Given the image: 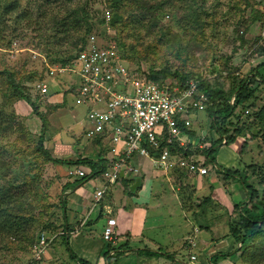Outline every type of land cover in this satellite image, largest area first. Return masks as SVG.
Masks as SVG:
<instances>
[{
    "label": "trees",
    "instance_id": "1",
    "mask_svg": "<svg viewBox=\"0 0 264 264\" xmlns=\"http://www.w3.org/2000/svg\"><path fill=\"white\" fill-rule=\"evenodd\" d=\"M91 1L0 0L1 253L11 249L31 248L37 241L36 230L46 231L56 234L48 241L49 245H54L56 238L60 237L74 263L90 264L78 257L69 246L68 236L73 227L65 223L66 198L63 190L71 184L73 187L78 183L84 184L99 175L105 169L104 151L99 139L92 142V148L96 149V159L79 158L70 161L55 157L47 151L44 145L47 114L63 103L52 101L50 92H39V95L45 96L42 100L38 96L32 98L28 87L32 89L37 82L46 81L42 72H48V66L70 63L74 53L84 47L90 34H102L107 38V26L114 30L113 41L131 67L135 63L140 72V63L148 62L149 67L145 72L147 77L158 82L167 81L170 87L182 88L191 81H197L199 92L204 93L208 101L212 102L205 108V115L209 119L208 131L206 129L203 141L198 139L201 147L195 141L197 130L190 127L183 128L189 136L184 145H179L177 141L168 145L163 143L161 149L168 146L173 153L177 152L188 159L195 155L203 156V165H207L215 164L210 153L216 145H234L238 139H242L238 150L244 154L248 152L249 141L264 143V35L247 34L254 24L264 26L261 0H236L232 4L241 15L232 24L231 32L225 36L231 51L227 54L213 52L206 68L209 70L207 74H203L204 64L198 57L204 52L198 54L200 50L193 48V45H206L209 50L214 48L205 30L208 27L215 29L216 17L206 9L205 0H106L112 13L108 22L105 14L100 13L99 1L95 3L97 6ZM165 15H168L167 20H163ZM29 28L36 30L37 36L45 34L44 37L39 36L34 44L37 48L42 46L45 52V61L39 72L37 69L26 68L25 61L9 64L11 61L5 52L11 49L18 34ZM47 28L50 32L46 31ZM184 35L189 39L183 38ZM65 44L71 46V53L56 49ZM52 45L53 51L50 49ZM255 50L260 51V55L250 60ZM238 52L241 59L235 61ZM171 58L174 61L170 62ZM248 62L249 67L245 69L243 66ZM232 96L234 100L230 102ZM18 100H23L40 119L38 135L27 130L23 115L14 110L12 104ZM212 132L223 135L226 142L213 139L210 136ZM206 142L210 145L205 146ZM258 148H261L260 142ZM19 158L28 160V169L21 176V181L10 184L5 192V176L19 164ZM46 163L80 165L89 170L84 176L65 182L58 200L53 202L48 199L47 188L42 183L41 166ZM235 173L236 170H225V176ZM245 173L247 176L240 180L247 191V200L239 220L229 222V234L239 246L233 252L215 254L207 263L199 264H222V260L229 256L242 258L241 262L234 264H264V161L247 164ZM184 176L182 171H176L174 176L182 191H186L182 184ZM120 180H123L121 176L117 181ZM132 183L131 179L126 180L125 191L128 194L133 192L130 189ZM205 202L201 201L198 206H203ZM199 227L205 228L203 224ZM124 244L119 246L107 243L102 256ZM115 255H122V252L119 250ZM35 264H40V261H35Z\"/></svg>",
    "mask_w": 264,
    "mask_h": 264
},
{
    "label": "crops",
    "instance_id": "2",
    "mask_svg": "<svg viewBox=\"0 0 264 264\" xmlns=\"http://www.w3.org/2000/svg\"><path fill=\"white\" fill-rule=\"evenodd\" d=\"M248 66L247 63L243 67L248 68ZM54 84H56V82H54L52 78V84L51 87H49V92L51 94L50 99L53 101L54 97L55 102L62 103L58 92L63 91V93H66L67 89L73 88L74 85L72 86L66 82H59L57 87L60 90H58ZM70 91L73 92L74 95V90ZM13 107L16 112L25 116L27 123L33 122L36 130L38 127L39 130L41 129V122L31 112V108L25 102L23 103V100L15 102ZM59 109L61 108H58L54 112L52 110L47 116L48 125L44 132V145L46 150L55 157L70 161L79 158L96 159L94 155L90 156L86 153L87 148L91 149L92 145L87 143V145L89 144V146H87L83 143L84 137L82 134L87 127L86 116L77 117V114L72 112L71 109ZM202 116H204V119L201 124L205 123L204 125L207 126V117L205 114ZM75 125H82L81 134L72 131ZM210 136L214 139L215 133L212 132ZM237 141L241 142L242 139H238ZM232 146L234 148H239L238 146L235 147L233 144ZM198 147H201V145L199 144ZM235 155L236 153L234 151L233 155L217 157V159L214 160L215 164L204 165L207 168V173L204 175H191L183 172L185 176L182 178V184L185 185L187 192L180 191L181 188L174 179L176 171L164 173L153 166L145 157L133 158V163L138 168L137 172L122 174L121 177L123 180L116 181L115 184L109 185L101 200L95 205H93L92 192H88L89 190L85 188L86 183H78L72 189L69 187L67 191H64L66 198L65 223L73 227L68 236L69 245L78 257L88 261L90 264H128L129 262L127 263L126 261L130 255H135L137 260H141L142 263L140 264H186L177 257V254L175 255V251L170 250L172 247V238L169 234V227L174 226L175 229H178L181 224H170L166 222L165 218L163 219L161 215H157L158 213L152 216L149 215V196L157 193V191L154 192V190H158L155 189V181L162 176L168 178L167 180H170L172 184L177 186L178 205L181 211H189V214L186 212L187 215H185V219L188 224L191 225V229H184L186 231L184 232L182 228L185 234H183L181 240L179 239L178 249L186 253L184 249L182 250V247L188 237L193 239L195 246L192 248L191 253L196 255V262H198V264L206 263L207 260H211V257L215 254L233 252L237 247L229 234V222L239 220L241 210L247 199V191L240 180V178L245 176V167L247 164L243 163V161H239V164H237ZM195 158L200 161L204 159V157L200 155H195ZM51 164L55 168L57 174L61 172H63V174L65 173L63 176L66 175L69 169L74 167L54 163ZM226 169L236 170L238 174H228L225 176ZM71 177L72 178L68 179L67 182L74 178H78L77 176ZM128 179H131L133 183L138 179V185L132 190L133 192L131 194L127 193L130 195V198H134V200H130L129 202L131 206L127 207L125 206L126 204L122 207L111 206L113 199L109 197L110 188H114V185L117 187L118 184L119 187L116 191L118 192L119 189H122L124 193L126 180ZM100 185L101 184L95 185L93 188L95 189ZM201 190H204V193L201 198H199L197 192ZM144 191L145 194L141 195ZM183 193L188 195L185 196L186 199L184 200L185 203H187L186 208V205L184 206L182 204ZM203 200H206L205 204L203 206H198ZM237 205L238 208H236ZM166 214L170 217L169 211H167ZM107 217H114L116 221L114 227L116 236L115 244L119 246L123 243L126 244L102 256L107 243L102 239L101 229L106 224ZM203 217H206V219L208 218L209 229L206 227H199L200 224H197L195 221V219H202ZM97 219L100 221L98 224L101 225L98 231L99 233L93 231L95 228L94 226L97 224L95 222ZM156 219L157 224L155 223ZM169 219L170 218H168V220ZM83 229L84 232L82 233ZM151 229L156 231L165 229L166 235L160 241L155 240L148 235ZM214 233H216V236L212 237L211 235ZM222 235L223 237H221ZM57 239L58 238H56V241ZM60 239L63 244L62 238ZM165 240H167V242ZM136 242H139L141 246L132 247L131 245H134ZM162 243L164 245H162ZM48 248L44 251L43 261H41L40 264H42V262H44V264H60L61 260L58 259L56 255L57 253L60 254L61 250L57 249L56 245L53 246L52 252H50ZM119 250L122 252V255L126 256V258H123L126 259L124 262L121 260L122 255H115ZM48 251L49 256L46 260L45 255ZM169 255L170 257L172 255L171 262L165 258L169 257ZM232 258L233 256H229L222 260L221 263L225 264L229 262V260H232ZM130 263L136 264L135 262Z\"/></svg>",
    "mask_w": 264,
    "mask_h": 264
},
{
    "label": "built area",
    "instance_id": "3",
    "mask_svg": "<svg viewBox=\"0 0 264 264\" xmlns=\"http://www.w3.org/2000/svg\"><path fill=\"white\" fill-rule=\"evenodd\" d=\"M110 19L111 13L107 11L105 20L108 22ZM108 29L111 27L106 28L107 38L102 34H90L70 63L48 66L52 75H77L80 82L73 86L74 101L88 107L84 136L91 145L94 139H99L104 151L105 169L100 173L101 185L94 189L93 205L101 200L108 186L114 184L121 173L137 172L138 168L133 163L136 157L147 158L164 173H207L203 161L182 157L168 146L161 149V145L175 141L184 145L189 136L183 128L188 129L195 122L203 121L206 105L212 102L199 92L197 81H191L182 88L170 87L167 81L158 82L149 79L145 72H138L122 57L113 41L114 31L110 35ZM35 86L40 93L49 92L46 81L37 82ZM233 100L234 96L230 102ZM204 136L202 134L199 141H203ZM214 139L226 142V138L218 132H215ZM204 145L209 146L210 143ZM88 170L80 165L74 166L67 171V176L82 177ZM115 224L114 217L106 218L101 235L107 243L115 244ZM55 236L40 232L33 246L31 264L34 260L38 261L48 241ZM194 246L195 242L188 237L182 247L188 251L187 264H198L196 255L191 253Z\"/></svg>",
    "mask_w": 264,
    "mask_h": 264
},
{
    "label": "rangeland",
    "instance_id": "4",
    "mask_svg": "<svg viewBox=\"0 0 264 264\" xmlns=\"http://www.w3.org/2000/svg\"><path fill=\"white\" fill-rule=\"evenodd\" d=\"M96 1L98 3V7L101 10V14H105L107 11L111 13V9L108 5V3L106 2V0H92L91 2L94 3V6H97ZM236 0H205V7L208 10V12H210L211 14L215 15V29L212 30L211 27L206 28L205 32H207L209 34L208 40L209 43H213V49L209 50V48H207L206 45L202 46H195L193 45L194 50L198 49L200 50L198 52V54L202 51L204 53H200L198 55L199 60L204 64V71L203 74H207L209 70H207V65L210 63L211 61V55L213 54V52L215 53H230L231 49L230 47L227 46L228 40L226 36V33L229 34L231 32L232 29V24L237 21L240 18V12L238 11L237 8H233L232 4L235 2ZM261 9H264V0H261ZM246 13L248 14L249 11H246ZM112 14V13H111ZM168 19V15H165L163 20H167ZM217 27V30H216ZM31 28V27H30ZM28 29L20 34H18L19 36L12 42V46L10 50H7L5 52L8 53L7 57L8 59H10L11 63L9 64H13L16 63L17 61L26 62V68H33V69H37L38 72L41 71L42 69V63L43 61H45L44 59V54L45 52L42 50V46L37 48L34 46V44L36 43L35 41H37L41 36L44 37L45 34L41 33V34H36V30L32 29ZM113 29H108V33L110 35H113ZM47 32H50V29L47 28L46 30ZM102 31V30H100ZM248 35H255V34H259V35H264V26L259 27L258 24H254L250 27V29L248 30ZM40 36V37H39ZM183 38H185L186 40L189 39L188 36H183ZM183 40V39H182ZM184 41V40H183ZM226 41V42H225ZM230 42V41H229ZM208 43V44H209ZM50 49L53 51V45L52 47H50ZM57 50H63L66 53H71L72 49L70 45H64L62 47H58L56 48ZM239 54H235V61H239L241 59L240 57V52H238ZM252 56H250V60H252L253 58H256L257 56L260 55V51L255 50L254 52L251 53ZM15 55V56H13ZM249 60V61H250ZM174 61L173 58H171L170 62ZM250 63L248 62V65ZM133 67H136V64H132ZM139 67V71H143V72H147L148 67H149V63L148 62H141ZM249 67V66H248ZM247 69V67L245 68ZM44 75V79L46 80V83L48 84L49 87H51L52 84V78L53 81L56 82V84H54L55 87H57L58 83H67L69 85H74L77 86L80 82V80L78 79L77 75L74 73H58L56 75H52L49 72H42ZM213 74H216V72H214ZM0 86H1V82H0ZM58 90H60L57 87ZM28 93L31 95V97H35L38 96V99H43L45 98L44 95H39V91L37 89V87H33L32 89L28 87ZM59 97L61 99V102L64 104H62L61 106H58L57 108H55L53 110V112L55 110H57L58 108H61L59 110H64L65 109H71L72 112H74L75 114H77V117L79 116H86V112H87V106L83 105V104H76L74 101V95L73 92H71L69 89H67L66 93H63V91H59L58 92ZM0 95H1V89H0ZM1 98V97H0ZM55 98L53 97V101ZM40 100V101H41ZM17 102V101H16ZM44 102V101H41ZM39 103L40 105H43L42 103ZM24 103V101H23ZM57 103V102H56ZM14 104V103H13ZM12 104V106H13ZM14 108V107H13ZM15 110V109H14ZM18 113V112H17ZM50 113V112H49ZM49 113L47 114V116L49 115ZM35 116V115H34ZM24 117V124L27 128L28 131H30L32 134H36L38 135L40 130L39 127L36 130V127L34 126V123H27L25 116ZM36 117V116H35ZM37 119L40 121V119L37 117ZM37 120V121H38ZM207 121H209V119H207ZM41 122V121H40ZM202 122V121H201ZM201 122H195L193 124V127L197 130V136L195 137V141L197 144H199L198 141V136L200 137V135L205 134L206 133V129L208 128V125H204L203 123L201 124ZM202 126H201V125ZM82 125H75L73 127V130L75 133H82L81 129ZM83 140L85 143V145H87L88 140L85 138L84 136V132H83ZM258 142L261 143V148H258ZM89 146V144L87 145ZM234 146H238L240 147V142L237 141L234 143ZM89 149V150H88ZM239 148H234L232 145H216L213 147V151L210 153V157H214V159H217V157L219 156H229V155H233L234 151L236 153L235 158H236V162L237 164H239V161H243V163L245 164H249L251 162H263L264 161V143L262 141H257V140H251L248 142V152L244 153V154H240L239 153ZM86 153L90 156L94 155L96 157V150L94 148H87ZM28 160L24 159L22 160V158H19V164L17 163L16 167H14L6 176H5V183L3 185V188L6 190L5 192H7L8 187L10 184H15L16 182H20L21 181V176H23L27 169H28V164H27ZM62 165V164H61ZM64 166V165H63ZM240 173V172H239ZM65 174V173H64ZM63 172H61L60 174L56 172L55 168L52 166L51 163H46V164H42L41 166V177H42V183L45 184L46 186V191L48 193L49 196V200L50 201H57L59 198L60 193L62 192V185L68 181V179L71 178V176H66L64 175ZM238 174V173H237ZM244 174V173H243ZM245 176L246 173L244 174ZM253 177V176H252ZM251 178V176H250ZM168 178L166 177H162L160 176L159 179H157L155 181L156 183V187L155 189L158 190H154L157 191V193H154L153 195L149 196V201H148V206H149V215H155L156 213H158L157 215H161L163 217V219L165 218L166 222H169L170 224H181L180 228L175 229V227H169V231H170V237L172 238V244H171V249L175 251V255L177 254V257L180 258V260H182L184 263L188 262V253L187 250L185 249V252H182L180 249H178V245L179 242L181 240V237L183 236V234H185L184 232H186L185 230H190L191 229V225L188 224L187 220L185 219V215L186 212L189 211H181L180 206L178 205L179 200H178V191L176 190V187L174 184H172V182L170 180H167ZM12 180L13 183H9V181ZM102 183V178L101 175H97L95 177H92L91 179H89L86 182L85 188L87 190H89L88 192H92V196H93V192H94V188L95 185H99ZM119 187V185L117 184L114 185V188H110V192H109V197L111 199H113L112 201V205L111 206H131L129 205L130 200H134V198H130V195L127 194L126 191H122V189H119L118 192L116 191V189ZM70 188H73V184L70 185ZM68 188L66 190L63 191H67ZM9 191H12V189H10ZM146 191V190H145ZM145 191L142 192L141 195L145 194ZM181 192H185L180 190ZM187 192V191H186ZM204 190L198 191L197 195L199 198H201V196L203 195ZM8 195V194H7ZM186 193H183V201L186 199ZM124 196V197H123ZM188 196V195H187ZM123 198V199H122ZM247 198V196H246ZM247 200V199H246ZM182 204L185 206L187 203H183ZM93 204V203H92ZM187 207V205L185 206V208ZM167 211L170 212V217L169 215H167ZM156 215V216H157ZM199 216V215H198ZM168 218H170L168 220ZM237 218V216H236ZM99 219V218H98ZM96 220L95 222L97 223L93 229L94 232H98L100 230V226L98 223L100 222L99 220ZM195 221L197 222V224H203L204 227H206L207 229H209V220L208 218L206 219V217H203L202 219H195ZM155 223L157 224V219L155 221ZM184 232H183V230ZM103 229V227H102ZM101 229V231H102ZM204 231V229H203ZM202 231V233H203ZM42 232V231H40ZM40 232H37L36 230V236L38 237ZM45 235H51L52 233H47L46 231ZM84 232V229L82 231V233ZM162 232V233H160ZM99 233V232H98ZM54 234V233H53ZM148 235H150L151 237H153L155 240H162L163 237H165V229H160V230H153L151 229L148 232ZM204 235V233H203ZM212 237L216 236V233L211 235ZM223 237V235L221 236ZM57 241L55 242L56 248L60 249V254L57 253L56 257H58V259L61 260L60 264H76L74 263L70 258L69 255L67 254L68 252L65 249V244L61 243V239L59 237H57ZM180 239V240H179ZM167 242V240H165ZM53 244H47L45 250L48 248V250L50 252L53 251V246H55ZM162 245H164L162 243ZM70 246V245H69ZM132 247H136V246H141V244L139 242L134 243V245H131ZM236 247L239 246V243L235 244ZM71 248V246H70ZM165 248V247H164ZM72 249V248H71ZM166 249V248H165ZM164 249V250H165ZM183 250V249H182ZM49 251L47 252V254L45 255V259H48L49 256ZM172 252V251H171ZM223 253V252H221ZM45 253H43L40 258L38 259V261H42L43 259V255ZM34 253H33V246L31 248L28 247L25 249H21V250H7L4 251L3 253L0 252V264H31L30 261L33 257ZM125 255H122L121 260L122 262H124L126 259ZM137 257L135 255H130L127 258V263L128 264H133L130 262H135L136 264H140L142 263L141 260H137ZM166 260H169L170 262L172 261V255L170 257H165ZM164 258V259H165ZM103 259V258H102ZM153 260V259H152ZM199 260V259H198ZM34 260V264H35ZM37 261V262H38ZM242 261V258L238 257V256H233L232 260H229V262L225 263V264H234V263H239ZM102 263V262H100ZM207 263V262H206ZM42 264H44V262H42ZM50 264V263H49ZM99 264V263H98Z\"/></svg>",
    "mask_w": 264,
    "mask_h": 264
},
{
    "label": "water",
    "instance_id": "5",
    "mask_svg": "<svg viewBox=\"0 0 264 264\" xmlns=\"http://www.w3.org/2000/svg\"><path fill=\"white\" fill-rule=\"evenodd\" d=\"M122 176V173H121ZM138 185V179L135 180V182L131 185V190L135 189V187Z\"/></svg>",
    "mask_w": 264,
    "mask_h": 264
},
{
    "label": "clouds",
    "instance_id": "6",
    "mask_svg": "<svg viewBox=\"0 0 264 264\" xmlns=\"http://www.w3.org/2000/svg\"><path fill=\"white\" fill-rule=\"evenodd\" d=\"M182 249H183V248H182ZM187 263H188V262H187ZM187 263H186V264H187ZM197 263H198V262H197Z\"/></svg>",
    "mask_w": 264,
    "mask_h": 264
}]
</instances>
